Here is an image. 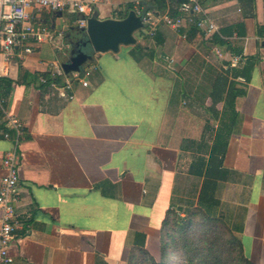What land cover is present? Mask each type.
<instances>
[{
    "label": "crops",
    "instance_id": "1",
    "mask_svg": "<svg viewBox=\"0 0 264 264\" xmlns=\"http://www.w3.org/2000/svg\"><path fill=\"white\" fill-rule=\"evenodd\" d=\"M125 4L139 8L108 0L93 14L118 18ZM202 4L213 31L180 11L177 28L161 21L117 52L91 51L73 99L40 77L61 65L77 15L32 9L65 33L15 55L0 79L25 125L11 264H129L142 245L157 255L169 208L184 215L203 201L264 264V0ZM5 131L0 113V185Z\"/></svg>",
    "mask_w": 264,
    "mask_h": 264
},
{
    "label": "built area",
    "instance_id": "2",
    "mask_svg": "<svg viewBox=\"0 0 264 264\" xmlns=\"http://www.w3.org/2000/svg\"><path fill=\"white\" fill-rule=\"evenodd\" d=\"M108 0H0V79L8 73L11 59L17 55L23 57L33 51V44L52 41L55 36H64V29L56 30L48 24L33 21L32 9L45 8L51 11L68 10L77 15V24L86 26L87 19L93 14L95 7ZM144 0H133L139 7ZM179 9L181 12H195L202 16L191 18L195 24L206 31H213L215 24L205 16L202 0H187ZM144 23V29L149 36L156 34L159 22L177 28L182 24L184 17L179 14L172 16L168 10L161 14L152 9L137 10ZM240 56H235L237 62ZM52 70L48 75H42L40 81H50L55 88L51 94L73 99L75 84L87 86L91 74V66L84 65L80 70L66 73L57 62L51 63ZM62 78V79H61ZM0 113L3 116L6 131L4 137L11 142L5 152L3 163L5 174L0 185V264H11L14 260L10 247L17 237L19 225L16 204L19 199L17 185L20 180L19 152L25 135V125L17 112L7 106L6 97L0 87Z\"/></svg>",
    "mask_w": 264,
    "mask_h": 264
},
{
    "label": "trees",
    "instance_id": "3",
    "mask_svg": "<svg viewBox=\"0 0 264 264\" xmlns=\"http://www.w3.org/2000/svg\"><path fill=\"white\" fill-rule=\"evenodd\" d=\"M187 0H145L136 8L133 4L115 8L118 18H124L132 9H152L161 14L168 10L172 16L180 14L179 6ZM75 14V13H74ZM137 51L145 50L140 44ZM152 52V51H151ZM129 264H257L245 252L242 240L228 224L224 214L204 201L190 207L182 215L171 207L163 221L161 244L157 255L144 245L134 253Z\"/></svg>",
    "mask_w": 264,
    "mask_h": 264
},
{
    "label": "water",
    "instance_id": "4",
    "mask_svg": "<svg viewBox=\"0 0 264 264\" xmlns=\"http://www.w3.org/2000/svg\"><path fill=\"white\" fill-rule=\"evenodd\" d=\"M62 13V12H61ZM77 31L66 34L67 46L60 59L66 73L77 71L92 60L91 51L117 52L121 45L137 42L136 32L144 27L141 15L135 9L124 18H99L92 14L86 26H75Z\"/></svg>",
    "mask_w": 264,
    "mask_h": 264
},
{
    "label": "rangeland",
    "instance_id": "5",
    "mask_svg": "<svg viewBox=\"0 0 264 264\" xmlns=\"http://www.w3.org/2000/svg\"><path fill=\"white\" fill-rule=\"evenodd\" d=\"M104 60H105V59H103V63H104ZM103 63L101 62V63H99V64L102 66Z\"/></svg>",
    "mask_w": 264,
    "mask_h": 264
}]
</instances>
